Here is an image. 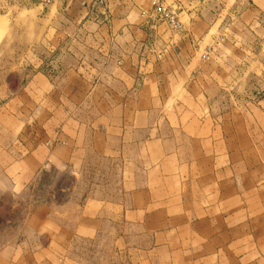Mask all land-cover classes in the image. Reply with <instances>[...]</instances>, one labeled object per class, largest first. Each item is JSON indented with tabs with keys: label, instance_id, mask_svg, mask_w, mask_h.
I'll return each instance as SVG.
<instances>
[{
	"label": "rangeland",
	"instance_id": "374dc122",
	"mask_svg": "<svg viewBox=\"0 0 264 264\" xmlns=\"http://www.w3.org/2000/svg\"><path fill=\"white\" fill-rule=\"evenodd\" d=\"M185 4L0 0V264L215 260L264 163V0Z\"/></svg>",
	"mask_w": 264,
	"mask_h": 264
},
{
	"label": "crops",
	"instance_id": "0c3cea01",
	"mask_svg": "<svg viewBox=\"0 0 264 264\" xmlns=\"http://www.w3.org/2000/svg\"><path fill=\"white\" fill-rule=\"evenodd\" d=\"M169 1L185 9V3L196 0ZM111 44L106 45V42L98 41L97 51L101 55V52L106 47L110 48ZM230 178L232 191L230 198L224 201L225 229L222 233L215 232L203 237V240L209 241L223 237L224 247L200 248L194 255L202 259L215 257L212 262L199 264H264V163L241 170L235 179L232 176ZM233 195L235 201L231 200Z\"/></svg>",
	"mask_w": 264,
	"mask_h": 264
},
{
	"label": "clouds",
	"instance_id": "9594fccd",
	"mask_svg": "<svg viewBox=\"0 0 264 264\" xmlns=\"http://www.w3.org/2000/svg\"><path fill=\"white\" fill-rule=\"evenodd\" d=\"M6 163H8V164H14V160L9 159L8 161H6ZM32 235H35V233H30L29 236H28V238L31 239Z\"/></svg>",
	"mask_w": 264,
	"mask_h": 264
}]
</instances>
